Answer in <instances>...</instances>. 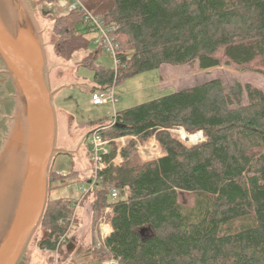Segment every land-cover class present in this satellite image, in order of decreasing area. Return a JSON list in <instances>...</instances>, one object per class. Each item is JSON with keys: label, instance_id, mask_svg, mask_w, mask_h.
<instances>
[{"label": "trees", "instance_id": "trees-1", "mask_svg": "<svg viewBox=\"0 0 264 264\" xmlns=\"http://www.w3.org/2000/svg\"><path fill=\"white\" fill-rule=\"evenodd\" d=\"M81 1L88 11L117 25L120 47L114 69L94 62L100 47L81 61L94 72L92 93L166 64L199 62L204 71L227 66L264 74V0ZM50 17L62 59L88 49L92 32L81 12L58 8ZM113 120L92 133L110 141L155 136L164 156L142 161L136 142L129 141L120 166L110 164L115 147L104 157L109 165L86 196L92 199L99 264H264L262 89L250 83L228 88L215 78L116 112ZM179 129L191 135L202 132L204 141L186 145L172 132ZM77 173L62 176L51 168L49 200L39 227L46 232L42 249L56 251L69 229L74 200L51 194L75 183ZM112 189L119 192L114 201ZM180 193L193 194V205L182 206ZM107 208L112 209L107 215L112 232L99 244L95 234Z\"/></svg>", "mask_w": 264, "mask_h": 264}, {"label": "rangeland", "instance_id": "rangeland-1", "mask_svg": "<svg viewBox=\"0 0 264 264\" xmlns=\"http://www.w3.org/2000/svg\"><path fill=\"white\" fill-rule=\"evenodd\" d=\"M26 2L29 4L39 28L43 31L51 88L58 89L63 87L55 96V107L58 116L57 145L59 147H70L73 155L57 156L53 162L52 169L58 174L65 172L69 174L72 170L78 172L72 178L75 183L70 187L60 188L52 192V198L67 197L74 201L81 199L80 185L83 183L82 180L91 176L93 168L88 146L92 134L89 135L88 139H86V135L96 128L112 122L116 112L181 89L203 84L215 78L221 80L223 85L228 88L235 83H250L264 91V74L260 72H242L227 66L204 71L200 68L199 62L192 66L166 64L160 69L146 71L125 79L117 85L115 93L119 101L116 105L111 103L93 105L91 103V89L94 72L90 67L81 66V61L85 59L89 52L99 51L98 46L95 44L96 35L92 33L88 35L90 44L87 50L77 51L70 60L62 59L56 51L58 39L53 31V21L50 17L54 10L58 9L59 5L55 1L46 3L45 0H26ZM94 62L98 66L111 69L116 66L113 57L105 50H100ZM0 68H2L1 65ZM9 84L8 80L7 85L9 86ZM9 105L11 108L15 104L11 101ZM9 111L8 113L12 114V108ZM3 113L4 110L2 105H0V147L4 140V131L6 132L4 121H2ZM92 122L96 124L92 125ZM181 130L172 131L179 141L189 146L194 145L198 141L199 136L192 135L195 138L190 140V142L193 143H186L180 133H178ZM202 137L204 139V136ZM129 141L133 140H126L124 145ZM115 149L117 150L116 147ZM138 155L140 157L139 153ZM140 159L144 161L141 157ZM91 202L92 199L89 197L78 205V224L70 232L68 243L64 244L57 256L53 251L42 249L39 246V243L46 235L45 230L40 228L34 235L19 264H99L94 254V235L91 229ZM179 202L184 207H190L193 205L194 196L190 193H180ZM104 217L102 221H104ZM102 264L116 263L108 260Z\"/></svg>", "mask_w": 264, "mask_h": 264}, {"label": "water", "instance_id": "water-1", "mask_svg": "<svg viewBox=\"0 0 264 264\" xmlns=\"http://www.w3.org/2000/svg\"><path fill=\"white\" fill-rule=\"evenodd\" d=\"M15 2L34 34L37 48L35 52L33 51L32 53V64L39 68L40 84L43 91L47 94V109L51 122V132L50 139H48V151L45 148L42 152L43 155L39 157L41 160H32L27 150L25 151L20 141H18L20 138L23 113L25 112V108L27 109V107L32 104L31 99H28L30 97L28 83L24 82L23 79V76H27V73L23 68V61L21 62L20 60L21 67H17L19 62L15 59V55L12 54L7 35L2 30L4 27H0V61L4 66L3 74L9 78L13 86L15 99V109L11 117V124L0 147V228L2 226H9V221L14 215V213H12L13 215L11 214L9 217H6V213L10 209V206L14 205V208H16L18 204H22V189H25V187L29 185V182L35 181L38 184L37 199L32 207H29L27 209L28 212L25 211L24 215L17 216L15 222H11L14 227L17 225V229H19L22 235L18 240L19 245L10 264L20 263L43 221L49 200V176L55 158L59 155L73 154L71 150L57 145L58 116L55 107V96L63 87L58 89L51 88L50 70L47 63L43 31L39 28L34 14L26 0H15ZM91 133L92 132L87 134L86 137ZM196 135H198L199 138L195 144L204 141L202 132ZM184 140L186 143L189 142V138ZM12 169L16 174H12ZM9 174L13 176L11 177ZM18 175L26 181L25 185L17 181V178L20 179ZM24 216H26L25 220L23 219ZM21 226H23V232L20 231ZM9 228H11V226ZM143 232L144 230L142 233Z\"/></svg>", "mask_w": 264, "mask_h": 264}, {"label": "bare ground", "instance_id": "bare-ground-1", "mask_svg": "<svg viewBox=\"0 0 264 264\" xmlns=\"http://www.w3.org/2000/svg\"><path fill=\"white\" fill-rule=\"evenodd\" d=\"M0 27H4L2 30L7 35L12 54L15 55V59L19 62L18 68L21 67L20 60L21 62L23 61L24 67H22L27 73V76L24 75L23 79L24 82L28 83L30 92L28 99H31L32 102L27 109L25 108V112L23 113L18 141H20L24 150H27L32 160H41L39 157L43 155L42 152L45 148H48V139H50L51 132V122L47 109V94L43 91L40 84L39 68L32 64V53L37 48L34 34L15 0H0ZM178 133H180L183 139L189 138L188 143L195 138L192 135L189 136L183 129ZM11 171L12 174H16L13 169ZM12 174L9 175L12 177ZM18 176L20 179L17 178V181L25 185L26 181L20 175ZM37 188V182H29V185L25 189H22V204H18L16 208H14V205H11L6 213V217H9L12 213L14 215L12 214L9 226H2L0 228V264H10L12 258L15 256L19 245L18 240L22 234L17 229V225L14 227L11 222H15L17 216L24 215V212H28L27 209L32 207L37 199ZM26 216L23 217L24 220ZM10 226L11 228H9ZM22 230L23 226L20 227L21 232H23Z\"/></svg>", "mask_w": 264, "mask_h": 264}, {"label": "built area", "instance_id": "built-area-1", "mask_svg": "<svg viewBox=\"0 0 264 264\" xmlns=\"http://www.w3.org/2000/svg\"><path fill=\"white\" fill-rule=\"evenodd\" d=\"M55 2L59 5V9H62L67 12L78 11L83 14L86 27L90 29L92 34L96 35L95 44L98 47L102 48V50H105L108 54H110L115 61V65H117V56L120 48L116 38L117 25L115 23H109L104 18L98 17L92 12L88 11L81 0H56ZM115 87L116 86H113L111 88L99 90L92 93L91 103L93 105H103L107 103L116 105L119 101V98L115 93ZM114 121L115 120H113V122ZM91 134L92 135L88 146L93 162L92 174L90 177H88L87 183H82V185H80L81 199L79 201H73L74 210L68 220L69 229L66 235L63 236V238L59 241L56 251H54L56 256L60 252L61 247L66 244V240L69 237L70 232L75 227V223L78 216V205L81 204L86 198V196L89 195L90 192L95 188L98 182L100 172L106 169V167L109 165L108 162L105 161L104 157L109 155L112 147H116L117 150L116 156L111 160L110 164L116 167L122 164L123 162L121 157V151L122 148L125 146V141L128 139H131L136 142L138 153L144 161H151L164 156L163 147L155 136L151 137L146 141H140L138 138L133 136H125L110 141L103 139L98 132H93ZM60 175L67 176L68 174L65 172L60 173ZM118 197L119 192L116 189H112L110 191V199L114 201ZM111 213L112 209L107 208L105 211L106 215L104 217V221L101 222L100 229L96 233L99 244L110 233V231L108 230L110 223L108 222L107 215ZM66 222L67 220L60 221L61 224H64Z\"/></svg>", "mask_w": 264, "mask_h": 264}, {"label": "crops", "instance_id": "crops-1", "mask_svg": "<svg viewBox=\"0 0 264 264\" xmlns=\"http://www.w3.org/2000/svg\"><path fill=\"white\" fill-rule=\"evenodd\" d=\"M0 65L2 68H0V105H2V108L4 110V113H3V116H2V121H4V125H5V128H6V132L4 131V137L5 135L7 134V131L9 130V127H10V124H11V117L13 116L14 114V109H15V105H12V114H9L10 113V105H9V102H13V104H15V99H14V89H13V86L9 80V78L3 74V71H4V66L2 64V62L0 61ZM9 80V86L7 85V81ZM3 98V99H2ZM14 106V107H13ZM9 111V113H8ZM3 137V138H4ZM89 137V136H88ZM85 142V140H84ZM65 149H68L70 150V147H66V146H63ZM73 155V154H71ZM71 155H67V156H71ZM88 179V178H86ZM108 230L110 231V233L112 232V227H111V224L109 225L108 227ZM109 233V234H110Z\"/></svg>", "mask_w": 264, "mask_h": 264}, {"label": "flooded vegetation", "instance_id": "flooded-vegetation-1", "mask_svg": "<svg viewBox=\"0 0 264 264\" xmlns=\"http://www.w3.org/2000/svg\"><path fill=\"white\" fill-rule=\"evenodd\" d=\"M86 139H88V137H86ZM86 139H85V140H86Z\"/></svg>", "mask_w": 264, "mask_h": 264}]
</instances>
